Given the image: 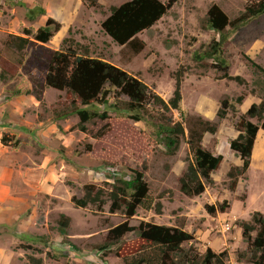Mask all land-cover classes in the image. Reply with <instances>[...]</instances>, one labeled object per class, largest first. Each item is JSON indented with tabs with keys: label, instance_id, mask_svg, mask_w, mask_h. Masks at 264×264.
Wrapping results in <instances>:
<instances>
[{
	"label": "rangeland",
	"instance_id": "1",
	"mask_svg": "<svg viewBox=\"0 0 264 264\" xmlns=\"http://www.w3.org/2000/svg\"><path fill=\"white\" fill-rule=\"evenodd\" d=\"M127 1L97 0L92 8L81 0H0V61L8 55L3 47L9 35L35 34L47 18L61 25L49 42H33L23 51L12 76L0 78V264H31L30 257L41 264L130 263L139 253L135 230L102 249L108 231L123 222L132 228L141 223L177 227L191 234L193 239L171 255L172 264H200L208 250L224 253L225 264H248L241 223L250 222L254 212L264 215V130L259 128L250 165L233 189L227 174L241 165L229 148L238 135L239 117L251 104L264 101V13L238 29L227 27L223 39L207 27L206 13L216 5L232 21L247 5L262 0H178L131 44L119 46L101 23L110 7ZM212 47L220 52L214 54ZM67 48L118 67L165 101L179 71L181 110L167 113L150 104L128 112V97L111 88L105 98L83 106L68 91L44 86L36 61L43 60L44 50ZM222 66L240 82L223 78ZM223 100L234 108L217 120ZM80 110L97 113L85 131L77 126ZM135 115L142 121H135ZM169 119L184 130L174 154L167 151L159 128ZM201 122L217 123L215 133L201 134ZM199 135L202 148L222 160L211 174L213 184L189 197L176 180L193 160L188 141ZM131 171L143 174L161 214L137 208L125 218L109 212L111 185L133 179ZM85 185L103 189L105 203L75 208L70 199H81ZM61 215L69 219L67 228Z\"/></svg>",
	"mask_w": 264,
	"mask_h": 264
},
{
	"label": "trees",
	"instance_id": "2",
	"mask_svg": "<svg viewBox=\"0 0 264 264\" xmlns=\"http://www.w3.org/2000/svg\"><path fill=\"white\" fill-rule=\"evenodd\" d=\"M81 1L92 8L97 4V0ZM177 1L129 0L119 6H112L109 9V15L101 23V29L115 44L119 46L131 44L138 33L151 28ZM39 13L44 14V10L39 9ZM263 13L264 1L262 0L247 5L236 19L230 21L218 6L212 5L206 13V24L209 29L220 33L223 39V33L227 27L238 29L250 19ZM60 28L61 25L58 22L47 18L44 25L38 28L35 34L24 30L23 36L9 35L3 47L4 52L8 55L6 58H1L0 61V78L12 76L17 71L23 51L33 42L41 45L46 44ZM212 52L217 54L220 49L212 47ZM244 58L257 70L263 72L261 67L247 56ZM42 59L36 62L44 72V86L68 91L83 106L105 98L111 88L117 91V94L128 97L129 102L125 106L128 112H139L140 109L150 104L159 106L167 113L181 110L182 74L179 71L174 74L172 96L168 101H165L127 72L100 59L80 56L73 49L44 50ZM222 70L223 78L240 82L238 76L227 74L225 66H222ZM241 101L242 97L236 98L237 104H240ZM233 108L227 100L221 101L216 112L217 120H222L227 114V110ZM76 114L79 119L77 126L81 131H85V124L97 116V113L86 110L77 111ZM250 119H255L259 125L251 123ZM134 120L142 121L138 115L134 116ZM201 124V134L205 132L213 134L217 129V123L201 122ZM236 127L238 135L230 142L229 148L240 159L241 165L232 168L227 174L232 181V189L235 186L236 178L245 174L250 165L251 152L259 128L264 130V101L259 104H251L239 117ZM159 128L164 133L163 140L167 151L174 154L180 138L184 136L181 123L169 119L167 125H160ZM201 138L202 136L199 135L188 141L193 160L187 164L181 176L176 180L179 191L189 197L199 196L204 192L206 185L213 184L211 174L218 169L222 160L221 156H214L202 148ZM1 142L5 143L6 139L2 137ZM131 172L134 175L133 179L118 180L114 185H111V190L107 194L110 202L109 212L122 213L125 218L133 217L137 208L145 211L153 210L157 215L161 214L162 206L160 202H154L149 196L143 174L138 171ZM104 196L103 189L85 185L83 197L76 199L72 196L70 201L77 209H84L88 205L100 207L105 203ZM208 210L211 214L215 212L212 207ZM61 219L63 228H67L69 219L63 215H61ZM241 229L242 238L246 242L247 263L264 264V215L254 212L250 222L241 223ZM134 230L137 233L139 253L132 262H126V264H172L171 255L180 252L181 246L193 239L191 234L177 227L141 223L137 228H132L127 222H123L108 231L102 249L116 245L126 233ZM29 261L31 264H41V260L32 257L29 258ZM200 264H225L224 253L215 254L208 250L203 255Z\"/></svg>",
	"mask_w": 264,
	"mask_h": 264
}]
</instances>
